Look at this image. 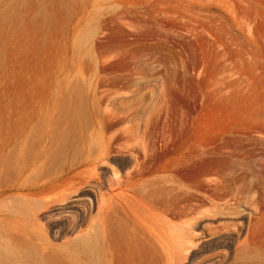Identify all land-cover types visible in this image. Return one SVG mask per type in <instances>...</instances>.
Wrapping results in <instances>:
<instances>
[{
    "label": "rangeland",
    "instance_id": "obj_1",
    "mask_svg": "<svg viewBox=\"0 0 264 264\" xmlns=\"http://www.w3.org/2000/svg\"><path fill=\"white\" fill-rule=\"evenodd\" d=\"M75 80L105 151H69L48 173L19 171L33 147L11 154L14 169L0 170V243L18 254L0 247V264H65L64 245L95 211L78 193L97 196L134 160L156 166L171 155L179 185L154 190L164 206L173 198L168 264L264 260V0H0V149L25 121V105L15 120L16 97L34 94L40 114L48 81ZM99 153L83 171L88 183L38 195ZM155 261L166 264L164 253Z\"/></svg>",
    "mask_w": 264,
    "mask_h": 264
},
{
    "label": "bare ground",
    "instance_id": "obj_2",
    "mask_svg": "<svg viewBox=\"0 0 264 264\" xmlns=\"http://www.w3.org/2000/svg\"><path fill=\"white\" fill-rule=\"evenodd\" d=\"M46 84L49 87H54V89L47 95L49 96L47 103L41 109L40 114L32 112V104L35 100V95L31 92L25 99L22 97L15 98L17 110L15 120H21L23 118L22 113H24V105L26 106L27 113L23 124L16 127L11 141L9 143L7 141L6 144H8L0 149V170L2 169L3 172L10 171V169L12 170L13 168H10L11 154L14 152L24 153L28 147H33L35 149V156L33 160L29 162L19 159V171H34L37 168H41L48 173L51 167L59 162L57 158L60 156L63 157V155L69 151H72V154L78 153L82 156L86 153L88 154L91 147L94 148V151L95 148L99 149L103 146L104 142L102 143L101 141L102 135L100 132L91 130L93 121L90 116L91 113L87 108V97L85 98L82 93V88L84 87L82 83L75 80V82H63V84L57 81H48ZM143 131L144 130H142V132ZM137 132H139L138 138H140L143 135L142 132V134L140 133V128L139 130L136 129L134 133ZM0 135L3 134L1 133ZM135 137L130 138L134 140ZM138 138L136 137V141L138 140V142H140L142 152H145L147 149L145 141H141L142 138H140V140ZM129 142L127 143L130 147L133 146L131 144L135 143L134 141H131V144ZM138 142L135 143L137 146H139ZM128 144L122 145L128 147ZM135 144L134 146H136ZM7 146H9V149H7ZM3 148L5 149L2 150ZM122 148L124 149V147ZM125 149L127 148L125 147ZM103 150L105 151L104 146ZM107 150L106 148V151ZM90 151L92 152V150ZM108 153L109 152H107V154ZM103 154L104 153L100 155L99 153V156L95 160L91 161V159H89L91 162H85L84 160L79 162L80 165L83 166V170L79 172L74 171L73 173L72 170L67 168L64 170L66 172L65 174L72 172L70 175H66L63 178H60V175H56L57 177L54 178L52 177L51 180L57 178L58 181H56L54 185L51 184V190H47L48 192L44 190L45 192L41 193L43 190L40 189V194L38 195L42 197L41 199H43V201H48L47 198L55 192L57 194L58 192L62 193L67 190L76 191L79 188H77V186L85 184L87 179L90 178L86 177L88 174L85 175V173L88 170L85 168L93 167L92 163H98L99 160L102 161V158L104 160L105 154ZM177 157L176 155H171L169 158L165 159L162 164L156 166L153 165L152 162L144 166L142 163L140 164V162L138 163L134 160V162L139 165L138 168L127 171L123 177H116L110 180L108 182V191L101 192L94 197L90 196L87 191L78 193V196H87L83 197L84 199L80 197L79 200H85V203L92 205L95 211L93 217L89 218L87 228L79 233L75 237L76 239L68 241L67 244L65 243L66 245H64L63 248L66 249L69 254L68 258L65 259V264H154L156 261L152 263V260L154 261L155 258L159 257L161 252L164 253L165 263H170V259L175 251V242L172 236L173 223L167 216L174 212L171 200L173 198L170 199L171 196H169L170 203H166L169 199H167L168 197H164L163 200L166 199L165 203L167 206H164L165 204L162 205L161 197L156 195L159 189H156L160 184H163L166 187L162 186L163 189L160 190L166 188L168 193L178 184L176 177L178 171ZM89 164L91 166H88ZM137 165L135 167H137ZM161 171H164V173ZM158 172L162 174H158ZM43 182L44 181H42V184ZM35 184L37 183L33 184L34 187L36 186ZM33 185L31 184L29 186ZM29 186L27 187L29 188ZM15 189H21V186H17ZM154 190L156 192H154ZM153 193L156 196H153ZM23 194L21 195L23 197L29 195L28 190ZM21 196L18 195L15 199L19 200ZM158 196L160 198H157ZM161 196L163 195L161 194ZM14 235L18 236L16 232ZM0 247L7 250L13 256L18 254L15 253L17 249L15 250L16 247L14 248V246L11 245V240L10 242L8 239L4 240L0 243ZM255 257H257V255ZM248 258L247 256L242 257V259L237 258L235 263L264 264V260L262 259L255 261L249 260ZM156 264H158V262H156Z\"/></svg>",
    "mask_w": 264,
    "mask_h": 264
}]
</instances>
